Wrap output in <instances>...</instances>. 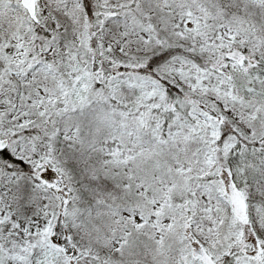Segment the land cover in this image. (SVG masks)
Listing matches in <instances>:
<instances>
[{
    "label": "snow or ice",
    "instance_id": "obj_1",
    "mask_svg": "<svg viewBox=\"0 0 264 264\" xmlns=\"http://www.w3.org/2000/svg\"><path fill=\"white\" fill-rule=\"evenodd\" d=\"M0 264H264V0H0Z\"/></svg>",
    "mask_w": 264,
    "mask_h": 264
}]
</instances>
